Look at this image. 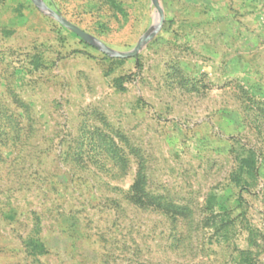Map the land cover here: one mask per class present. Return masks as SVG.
Returning <instances> with one entry per match:
<instances>
[{
	"label": "rangeland",
	"instance_id": "rangeland-1",
	"mask_svg": "<svg viewBox=\"0 0 264 264\" xmlns=\"http://www.w3.org/2000/svg\"><path fill=\"white\" fill-rule=\"evenodd\" d=\"M43 1L119 51L155 11ZM160 4L157 35L114 58L33 0H0V217L17 213L0 219V264H264V0ZM36 215L51 252L33 260Z\"/></svg>",
	"mask_w": 264,
	"mask_h": 264
},
{
	"label": "trees",
	"instance_id": "trees-1",
	"mask_svg": "<svg viewBox=\"0 0 264 264\" xmlns=\"http://www.w3.org/2000/svg\"><path fill=\"white\" fill-rule=\"evenodd\" d=\"M258 165V158L257 154L254 150H249L242 159H240L238 164V170L234 173L235 180L237 183L245 182L250 184V178L254 176L253 174L256 172V168ZM218 197L210 198L208 200L209 209L212 211V214L215 215L216 209H214V205L218 204ZM220 213V211L218 212ZM217 213V214H218ZM17 213L12 209V206L9 210L3 209L1 211L0 219L6 218H14ZM213 216V215H212ZM212 218L215 219V216ZM210 219V218H208ZM219 221V220H218ZM216 220L213 221V225L215 226V232L217 238L220 239L221 237L228 236L230 230V224L226 221V217L222 215L221 220L218 222ZM216 222V223H215ZM42 222L40 217L37 215L34 217V224L30 232L26 235L23 239V247L26 254V257L32 258L36 260L40 256L49 254L51 252V247L49 246L48 242L42 237ZM247 251L241 250L240 255L242 258L247 257Z\"/></svg>",
	"mask_w": 264,
	"mask_h": 264
},
{
	"label": "water",
	"instance_id": "water-1",
	"mask_svg": "<svg viewBox=\"0 0 264 264\" xmlns=\"http://www.w3.org/2000/svg\"><path fill=\"white\" fill-rule=\"evenodd\" d=\"M33 2L44 13L53 17L62 25L74 31L86 42L96 46L99 50L114 58H129L136 56L139 51L143 48V46L146 45L157 35V33L160 31L165 22V12L160 4V0H152V3L155 6V11L153 14V24L151 28L144 35H142V37L139 39L138 44L132 50L119 51L114 48H111L110 46L102 42L100 39L96 38L92 34L88 33L87 31L76 25L71 20L64 17L61 13H58L57 11L52 9L43 0H33Z\"/></svg>",
	"mask_w": 264,
	"mask_h": 264
}]
</instances>
